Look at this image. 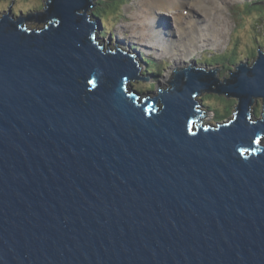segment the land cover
<instances>
[{
    "label": "water",
    "instance_id": "water-1",
    "mask_svg": "<svg viewBox=\"0 0 264 264\" xmlns=\"http://www.w3.org/2000/svg\"><path fill=\"white\" fill-rule=\"evenodd\" d=\"M46 4L0 19V264H264V54L137 104L148 78L95 45L94 4ZM202 92L234 119L193 132Z\"/></svg>",
    "mask_w": 264,
    "mask_h": 264
},
{
    "label": "rangeland",
    "instance_id": "rangeland-1",
    "mask_svg": "<svg viewBox=\"0 0 264 264\" xmlns=\"http://www.w3.org/2000/svg\"><path fill=\"white\" fill-rule=\"evenodd\" d=\"M46 1L0 0V10L5 9L4 11H7L12 7L13 11L18 15L17 17L21 15L20 12L27 17L29 13H38L36 11L37 8L42 11L45 8ZM141 1L95 0L94 2H98V5L91 7L92 9H87L86 15L91 23L95 22L96 35L98 40L105 46V49L118 48L119 51H123L127 55L134 54L132 58L139 63L141 77L145 76L143 78H146V73L148 72L153 74V76L147 77L149 80H135L132 82L133 84H130V86H133L132 90L135 93L143 94L144 100H152L159 96V91H171L170 87L173 83L174 71L183 68L179 66L173 69V65L175 64L173 54H176L178 57L181 56L179 47H181L182 38H179L180 43H178L180 32H178L175 26H171L170 31L163 34L165 49L161 48L163 49L162 51L158 47L151 48L140 41L138 39L140 35L138 36L137 33L130 31L128 27L132 26L133 23H131L130 17L135 7L139 8ZM261 1L234 0L233 4L225 3L221 5L220 2L218 3L229 20V29L224 37V43L218 48L217 53L221 52L214 54L212 49H208L207 55L201 57L202 54L207 53L206 51L198 54L197 60L200 64L196 65V68L205 69L208 72L218 69V76L216 77L220 81H223L225 78L230 77V72L236 71V66L241 62L248 61L249 65L253 64L258 58V49L261 48L260 50L264 52V8L257 10L255 7L246 6V3L252 2L255 4ZM167 12L173 13L174 11L165 10V15L169 14ZM137 14L142 20V14ZM166 17L172 19L170 16ZM171 22L174 23V20ZM210 26H212V22H210ZM174 34L176 37H174ZM192 37L193 32H189V38L191 39ZM201 43L203 45H212L209 41H202ZM210 47L216 48L213 45ZM138 52H140V55H137ZM221 55L226 56L221 57ZM141 59H146L150 65L146 61L143 63ZM189 64L192 65V62H189ZM167 74H169V77L164 81ZM196 101L202 105V110L208 114L210 123L209 121L206 122L211 125H216L217 122L219 123L218 126L229 124L234 119L235 112L237 113L238 99L235 97L204 92ZM263 105L264 103L261 98H257L251 109L249 108L250 118L248 117L247 121L260 120L258 118L263 117ZM215 116H217V121ZM199 127H204V124H200Z\"/></svg>",
    "mask_w": 264,
    "mask_h": 264
},
{
    "label": "bare ground",
    "instance_id": "bare-ground-1",
    "mask_svg": "<svg viewBox=\"0 0 264 264\" xmlns=\"http://www.w3.org/2000/svg\"><path fill=\"white\" fill-rule=\"evenodd\" d=\"M219 2L221 5L225 3L233 4L234 0H222V2L221 0H142L139 8L135 7V10L132 12L130 18L133 24L128 29L137 33L138 36L140 35L138 39L147 46L151 48L158 47L162 51L165 49L163 34L169 32L171 26H175L178 32H180L178 43H180V37L182 38V42L180 44L181 47H179L181 56L178 57L176 54H173L175 62V64L173 63V69L179 66L183 67L174 71L173 74L176 75L178 71L196 68V65L200 64L197 60L198 54L206 51L207 53L202 54L201 57L205 56L208 54V49H212L214 54L221 52L217 53L218 48L224 43V37L229 29V20L218 4ZM91 3L94 5L87 9L98 4L97 2ZM165 10H173L174 12H167L169 14L165 15ZM137 13L142 14V20ZM166 16H170L172 19ZM173 20L174 23L171 22ZM210 22H212V26H210ZM189 32H193L191 39L189 38ZM174 37H176L175 34ZM202 41H209L216 48H211L210 46L212 45H203ZM260 49H258V57L260 56ZM260 52L264 54L262 50ZM137 55H140V52ZM225 56L221 55V57ZM141 61L145 63L146 59H141ZM189 62H192V65ZM168 77L169 74L165 76L164 81Z\"/></svg>",
    "mask_w": 264,
    "mask_h": 264
},
{
    "label": "clouds",
    "instance_id": "clouds-1",
    "mask_svg": "<svg viewBox=\"0 0 264 264\" xmlns=\"http://www.w3.org/2000/svg\"><path fill=\"white\" fill-rule=\"evenodd\" d=\"M49 0H47L46 2H48ZM95 0H90V2H94ZM263 1V2H262ZM260 3H255V4H253L252 2H248V3H246V6H248V7H255V9H257V10H259V9H262V8H260L261 6H264V0H262ZM46 2H45V8L42 10V11H40V10H38V8H37V10L36 11H38V13H45V11H46V9H47V4H46ZM98 3V2H97ZM248 4H250V5H248ZM98 5V4H97ZM96 5V6H97ZM247 8V7H246ZM264 8V7H263ZM90 9H92V8H90ZM5 9H2V10H0V19L6 14V13H8L9 12V9L7 10V11H4ZM10 10L12 11V15L14 16V19L15 20H17L18 18H20L21 16H23V17H25V15L23 14V13H21L20 12V16L19 17H17L18 15H16L17 13H15L14 11H13V8L12 7H10ZM32 10V9H31ZM2 11H4L3 13H1ZM29 14H31V13H29ZM29 14L27 15V17L29 16ZM32 14H35V15H37V13H33L32 12ZM126 14V13H125ZM88 20H89V18H88ZM89 22L91 23V21L89 20ZM97 30L95 29V36H94V43H95V45L104 53V54H106V52L107 51H105V50H108V49H105V46L98 40V37H97ZM117 49V48H116ZM116 49H110V51L113 53L114 51H116ZM105 51V52H104ZM121 52H123V51H121ZM123 53H125V52H123ZM126 54V53H125ZM130 57H134V54L133 55H129ZM259 58V57H258ZM258 58L253 62V64L252 65H249L248 64V61L246 62V61H244V62H241L238 66H240V65H242V64H247L248 66H250V67H252L256 62H257V60H258ZM137 64H138V68H139V63L137 62V61H135ZM236 68H237V66H236ZM194 69H198V68H194ZM198 70H202V71H205V72H208L207 70H205V69H198ZM238 69H236V71H237ZM213 71H215V74H214V78L215 79H217L219 82H221L222 84H223V82H224V80H230V77L229 78H225L223 81H220V79L219 78H217L216 76H218L217 75V72H218V69L217 70H211V71H209V72H213ZM236 71H232L233 73H236ZM140 72H141V69L139 68V77H141V75H140ZM142 75H144V74H142ZM146 76L147 77H150V76H153V74L151 73V72H148V73H146ZM143 77H145V76H143ZM142 77V78H143ZM175 79V75L173 76V80ZM149 80V79H148ZM133 81H135V80H132V81H130L129 83H128V86H130V84L133 82ZM140 81H143V80H140ZM133 84V83H132ZM171 89H172V87H170ZM130 89H133V86H130ZM204 92H202L201 94H199V95H197V97H194V100H195V102L198 104V106H196L195 107V110H198V111H202L196 118H195V129H194V131L193 132H197L196 130L198 129V127L200 126V124H204V127L205 128H212V129H218L217 128V126L219 125V123L217 122V124L216 125H211V124H209L210 123V119H209V116H208V114L206 113V112H204L203 110H202V105L198 102V101H196V99H198V98H200L201 96H202V94H203ZM210 93H216V94H218L217 92H210ZM135 95H137V100H136V103L137 104H142L143 103V100H144V98H143V94H140V93H137V94H135ZM219 95H224V96H226L225 94H220L219 93ZM229 97H231V96H229ZM256 99L257 98H255V101H256ZM260 99V98H259ZM201 100H203V98H201ZM261 100L263 101V99L261 98ZM254 101V102H255ZM238 113V112H237ZM236 112H235V114H237ZM216 115V114H215ZM215 119H216V121H217V116H215ZM206 121H209V123L208 122H206ZM191 130H192V128H191Z\"/></svg>",
    "mask_w": 264,
    "mask_h": 264
},
{
    "label": "trees",
    "instance_id": "trees-1",
    "mask_svg": "<svg viewBox=\"0 0 264 264\" xmlns=\"http://www.w3.org/2000/svg\"><path fill=\"white\" fill-rule=\"evenodd\" d=\"M262 2H263V1H262ZM262 2H261V3H262ZM248 5H250V4H248ZM263 7H264V6H261L260 8H263ZM146 62L150 65V63H149L147 60H146ZM218 114H219V113H218Z\"/></svg>",
    "mask_w": 264,
    "mask_h": 264
}]
</instances>
